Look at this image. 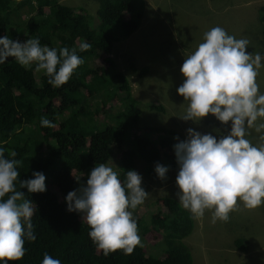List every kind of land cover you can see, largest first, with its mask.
Segmentation results:
<instances>
[{
  "label": "trees",
  "instance_id": "1",
  "mask_svg": "<svg viewBox=\"0 0 264 264\" xmlns=\"http://www.w3.org/2000/svg\"><path fill=\"white\" fill-rule=\"evenodd\" d=\"M144 6V0H102L95 22L58 0H0V36L7 34L21 42L39 37L42 45L75 48L83 59L87 56L86 64L60 87L50 85L35 65L26 69L11 57L0 64V147L8 158L16 152L14 159L22 161L18 166L22 180L32 178L34 171L46 177L42 193L21 189L36 209L32 217L36 240H26L23 258L9 264H41L45 252L61 264H193L185 239L194 218L171 195L158 200L165 213L159 206L153 208L156 202L149 204L153 212L148 216L141 215L142 205L133 210L144 247L136 246L130 254L118 249L105 255L89 237L87 222H82L79 212H69L65 201L69 191L86 183L95 164L112 159L122 182L127 170H135L144 176L142 185L148 183L157 163H166L170 170L177 166L176 158L162 151L173 146L177 130L148 125L141 117L144 108L164 114L165 107L137 101L125 75L114 74L112 59L110 67H87L100 57L99 47L111 51L108 38H126L137 29ZM259 12V22L264 24V6ZM82 41L91 48L80 51ZM130 70L133 74L138 69L131 64ZM146 72L142 68L140 76ZM115 99L121 106L117 111L110 106ZM42 116L55 127L42 126ZM150 231L160 237L154 245L145 244ZM234 244L245 251L248 242L240 238Z\"/></svg>",
  "mask_w": 264,
  "mask_h": 264
},
{
  "label": "clouds",
  "instance_id": "2",
  "mask_svg": "<svg viewBox=\"0 0 264 264\" xmlns=\"http://www.w3.org/2000/svg\"><path fill=\"white\" fill-rule=\"evenodd\" d=\"M66 1L58 0V3L65 5ZM96 3V9L87 14L77 6L70 7L76 13L94 18L96 22L102 0H96ZM47 11L45 9V13ZM22 19L26 20L27 17L23 15ZM242 37L236 38L232 31H226L221 26L206 31L197 48L184 56L180 66L184 80L176 89L188 102L186 114L181 119L198 123L211 114L222 124L230 123L227 134H221L218 138L212 133L202 134L188 128L184 139L178 125L174 124L171 128L176 129L179 136L174 137L170 149L164 148L162 151L176 158L178 172L175 168L174 171L170 170L166 163H157L151 168L152 174L146 185H142L143 174L135 170H127L126 180L122 182L111 159L108 163L95 164L86 183L67 193V210L81 214L82 222L86 221L90 227L89 237L105 255L118 249L130 254L136 246L143 247L133 210L142 205L146 210L141 215L148 216L147 212H153L149 204L155 202L147 200L152 188L163 184L161 179L166 178V182L175 180L179 189L176 194L178 203L194 216L203 217L205 210H212L213 223L217 219L227 222L229 213L239 207L238 201L244 202L248 208L264 205V92L260 91L257 81L259 69L264 67V51L255 50L248 36ZM126 38L108 40L112 44V39ZM90 48L91 44L84 41L79 45L80 51ZM98 54V60L92 59L90 63L92 66H98L97 70L105 65L110 67L109 60L112 59L114 74H123L116 63L120 53L112 47L111 51L99 47ZM9 57L26 69L35 65L34 70L43 72L53 87L67 83L74 71L87 62V56L83 59L75 48L42 45L39 37L21 42L5 34L0 36V64H4ZM137 69L133 73L134 78L141 77L142 68ZM86 78L89 80V76ZM130 88L134 97L131 83ZM40 124L55 127L44 116ZM253 128L260 133L261 143L254 144L248 138L249 129ZM154 146L157 148L158 144L154 143ZM9 155L13 158L6 157L5 149L0 147V264L22 259L27 251L25 241L36 240L32 222L36 209L33 201L21 189L26 188L28 193L46 191L43 172L34 171L32 178L22 180L18 170L22 161L14 159L15 151ZM156 203L153 208L159 206L160 211L165 213L162 202ZM159 240L160 237L157 242ZM157 242L150 244L145 239L148 245ZM41 264H61V260L45 252Z\"/></svg>",
  "mask_w": 264,
  "mask_h": 264
},
{
  "label": "rangeland",
  "instance_id": "3",
  "mask_svg": "<svg viewBox=\"0 0 264 264\" xmlns=\"http://www.w3.org/2000/svg\"><path fill=\"white\" fill-rule=\"evenodd\" d=\"M65 5L77 6L84 14L97 7L96 0H68ZM261 6H264V0H145L138 29L126 39H112L110 45L121 55L117 57V69L132 84L134 98L140 103L152 102L165 107L164 114L142 109V121L163 128L177 124L184 139L188 128L202 134L212 133L218 138L227 134L230 123L222 124L211 114L198 123L180 118L186 114L188 106L176 91L184 80L180 66L203 41L204 33L215 26L232 31L238 39L243 38L242 35L248 36L255 50L264 51V24L259 22ZM131 63L137 68H147V74L134 78ZM257 81L260 91L264 92V67L259 69ZM110 106L114 111L121 108L117 100ZM259 136L254 128L249 129L248 138L254 144L261 143ZM175 171L178 172V167ZM161 181V186L152 188L147 202H158L165 195L178 201L179 189L175 180L166 182L165 178ZM238 203L239 207L229 213L227 222L217 219L213 223L212 210H205L203 217L192 214L193 229L185 242L193 264H264V205L248 208L244 202ZM145 210L144 207L141 214ZM158 238L152 231L145 237L150 244L157 242ZM239 238L248 241L244 245L246 251L235 247L234 242Z\"/></svg>",
  "mask_w": 264,
  "mask_h": 264
},
{
  "label": "bare ground",
  "instance_id": "4",
  "mask_svg": "<svg viewBox=\"0 0 264 264\" xmlns=\"http://www.w3.org/2000/svg\"><path fill=\"white\" fill-rule=\"evenodd\" d=\"M232 4H233V3H232ZM227 7H228V6H227ZM220 9H221V8H220ZM239 239H240V238H239ZM246 241H247V240H246ZM247 242H248V241H247ZM234 243H235V242H234ZM246 250H247V249H246ZM246 250H245V251H246Z\"/></svg>",
  "mask_w": 264,
  "mask_h": 264
}]
</instances>
